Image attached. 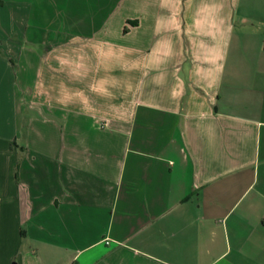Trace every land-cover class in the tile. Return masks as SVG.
I'll return each mask as SVG.
<instances>
[{
  "label": "crops",
  "instance_id": "1",
  "mask_svg": "<svg viewBox=\"0 0 264 264\" xmlns=\"http://www.w3.org/2000/svg\"><path fill=\"white\" fill-rule=\"evenodd\" d=\"M0 264H264V0H1Z\"/></svg>",
  "mask_w": 264,
  "mask_h": 264
},
{
  "label": "rangeland",
  "instance_id": "2",
  "mask_svg": "<svg viewBox=\"0 0 264 264\" xmlns=\"http://www.w3.org/2000/svg\"><path fill=\"white\" fill-rule=\"evenodd\" d=\"M36 23L35 25H33V31H30V35L32 37V39L34 40V44H30L26 42V45H24L25 49H29L34 51V62H32L31 64H27V62L21 63V67L22 70L24 71L25 66H28V68L30 67V73L32 72L33 74L35 73L36 76H38L39 79L36 80V84H34V88H36V90L42 92V87H43V81H44V72L46 70V64L44 62V53H43V48H44V40H46L47 38L51 37V39L53 40H65V36L66 33L64 32V30H62L61 32L56 29L54 26L50 29H47L46 24L43 20V16L41 17H37L36 18ZM46 29V31L44 30ZM48 30V31H47ZM16 36V35H15ZM14 36V38H15ZM30 37V38H31ZM24 68V69H23ZM25 75H27V72H24ZM33 77V75H32ZM33 79V78H32ZM30 79V81H34L35 79ZM26 102V101H25ZM36 103H40L42 104V100L41 97H37V99L34 101ZM29 119L28 116L23 117V120Z\"/></svg>",
  "mask_w": 264,
  "mask_h": 264
},
{
  "label": "trees",
  "instance_id": "3",
  "mask_svg": "<svg viewBox=\"0 0 264 264\" xmlns=\"http://www.w3.org/2000/svg\"><path fill=\"white\" fill-rule=\"evenodd\" d=\"M0 6H1V0H0ZM125 32H127V30L125 29Z\"/></svg>",
  "mask_w": 264,
  "mask_h": 264
}]
</instances>
